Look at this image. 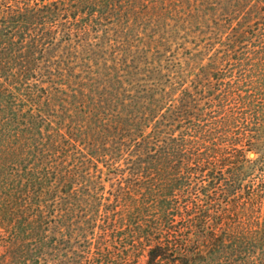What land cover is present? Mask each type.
<instances>
[{"label": "trees", "instance_id": "trees-1", "mask_svg": "<svg viewBox=\"0 0 264 264\" xmlns=\"http://www.w3.org/2000/svg\"><path fill=\"white\" fill-rule=\"evenodd\" d=\"M0 123V264H264V0H0Z\"/></svg>", "mask_w": 264, "mask_h": 264}, {"label": "rangeland", "instance_id": "rangeland-1", "mask_svg": "<svg viewBox=\"0 0 264 264\" xmlns=\"http://www.w3.org/2000/svg\"><path fill=\"white\" fill-rule=\"evenodd\" d=\"M3 124L0 123V184H1V180L3 179L2 177V172L3 170H5V166H7V173H10V170H11V173H13V170H14V164L16 162V160H13L12 157L13 156H8V157H5L4 158V151H5V148H6V136L4 135L3 131L1 130ZM250 158L253 157V154H250L249 155ZM0 192H1V185H0ZM0 198H1V193H0ZM1 200V199H0ZM1 204V202H0ZM12 219L13 217L11 218L9 216L7 220V222L10 224L12 223ZM8 235L10 236V230L7 229L6 231L3 230V229H0V256L4 254L5 250H6V246H5V241L6 239L8 238Z\"/></svg>", "mask_w": 264, "mask_h": 264}]
</instances>
